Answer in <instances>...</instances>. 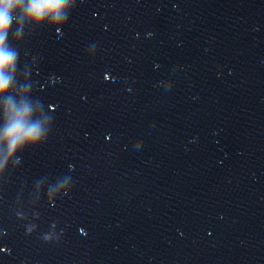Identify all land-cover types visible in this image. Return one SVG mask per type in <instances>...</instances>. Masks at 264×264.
Returning a JSON list of instances; mask_svg holds the SVG:
<instances>
[{"label": "water", "instance_id": "obj_1", "mask_svg": "<svg viewBox=\"0 0 264 264\" xmlns=\"http://www.w3.org/2000/svg\"><path fill=\"white\" fill-rule=\"evenodd\" d=\"M11 13L0 264H264V0ZM9 105L34 139L10 150Z\"/></svg>", "mask_w": 264, "mask_h": 264}, {"label": "clouds", "instance_id": "obj_2", "mask_svg": "<svg viewBox=\"0 0 264 264\" xmlns=\"http://www.w3.org/2000/svg\"><path fill=\"white\" fill-rule=\"evenodd\" d=\"M22 0H0V94L5 93L9 87V79L5 76L6 70L13 65L14 57L3 48L4 34H6L11 25V13L19 7ZM62 0H30L27 13L29 16L40 19L45 14L59 15ZM9 114L11 123L5 131V136L9 140L10 150L18 142L28 139H34L38 133L35 128L26 126L27 108L14 110L9 105Z\"/></svg>", "mask_w": 264, "mask_h": 264}]
</instances>
